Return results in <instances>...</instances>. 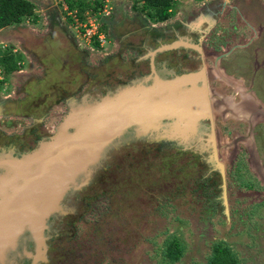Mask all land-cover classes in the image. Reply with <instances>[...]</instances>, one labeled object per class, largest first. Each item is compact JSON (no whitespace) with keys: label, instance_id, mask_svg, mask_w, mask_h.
<instances>
[{"label":"rangeland","instance_id":"1","mask_svg":"<svg viewBox=\"0 0 264 264\" xmlns=\"http://www.w3.org/2000/svg\"><path fill=\"white\" fill-rule=\"evenodd\" d=\"M30 1L34 5L35 17L24 19L20 25L1 31L2 50L9 51L12 48L20 52L23 48H35L46 58L53 55L58 58L64 54L72 55L73 49L69 45L66 46L64 36L58 31H54V41L48 46L42 43L46 37L44 36L47 30L46 15L51 13H55L60 20L66 19L73 36L76 35L78 43L85 45V49L92 54V59L106 53L108 49L115 48V45L106 43V46L99 49L87 44L80 27L84 22L72 24L67 20V16L72 17L73 14L64 9L66 6L63 0ZM74 1H80L84 6H92L98 0ZM117 1L119 9L121 7L126 9L129 16L137 13L133 9V0ZM234 1L220 2H223L224 6L234 5ZM243 3L248 6L246 9H249L250 13L259 16V18L250 16V22L256 27L264 26V0H243ZM113 5L110 0H105L101 7L110 13ZM180 6L182 3L175 1L172 10L177 11ZM225 13L228 14L227 11ZM101 17L102 14L97 16L88 14L86 20H91L94 27H97L101 26ZM228 20L230 25H239L235 24L237 20L233 15H230ZM126 28L135 30L133 24L129 26V22L123 30ZM224 32L231 34L232 30ZM249 35L248 33L245 39ZM233 41L235 40L227 44L222 43L221 52L231 47ZM255 45H252V49H256L257 61L261 65L264 60V44L256 42ZM248 52L250 49H236L229 56L228 59H234V63L238 62L230 67L229 75L234 79L242 81V78L249 74V59L244 58L249 55ZM53 64L55 69L60 68V62L56 61ZM28 67L25 64L18 70L27 71ZM16 73L17 71L6 77L7 89L4 91L0 89L3 94L12 91L13 87L10 84H16L21 78L18 76L22 75ZM1 74L0 68V77ZM58 76V72L51 74V78ZM245 81L246 86H251L249 85L251 81L248 82L247 79ZM215 84L216 86L221 84L222 90L219 93L230 99V86L222 82ZM209 85L211 87L210 83ZM253 85L254 90L264 100V70L256 73ZM239 97L240 93L235 99L231 98V105L239 104L241 102ZM226 116L222 123L228 119L237 121V118H231V114ZM244 128L246 126L240 123L233 128L231 134L226 130L223 132L222 127L220 128L222 133L219 135V144H223L224 149L221 158L226 169L227 194L230 197L228 217L224 213V207L222 209L219 202L211 199L216 193L212 189H202L207 183L202 178L204 175H199L197 164L191 162L193 156H190V153L179 155L165 146L155 154L151 150L153 148L151 145L131 142L119 148L118 152L114 150V153L113 151L109 153L108 160L103 163L105 169L97 171L91 184L76 194L77 201L69 199L66 205L75 208V214L65 216L61 223H51L48 233L50 239L47 242L49 264H165L162 255L170 242H176L183 250L176 264H208L212 248L218 243H222L223 247L228 246L239 264H264V184L257 180L252 171L251 153L248 148L246 149L247 145L233 140L237 133L243 134ZM237 149L238 153L233 159ZM257 149L264 169V139L258 140ZM195 158L198 159L199 156ZM201 168L203 172L204 167ZM183 169L189 170V175H185L186 179L182 180L179 176ZM246 184H249L247 185L249 187L245 189Z\"/></svg>","mask_w":264,"mask_h":264},{"label":"flooded vegetation","instance_id":"2","mask_svg":"<svg viewBox=\"0 0 264 264\" xmlns=\"http://www.w3.org/2000/svg\"><path fill=\"white\" fill-rule=\"evenodd\" d=\"M177 1H180L182 6L178 7L177 11L176 9L169 10L171 13L175 12L174 15L165 21L156 20L151 21V23L149 21V24L143 14L132 13V16H129L126 9L122 7L119 9L118 1H112L114 5L110 8V13L101 8L102 13L98 12V15L102 14L100 22L104 30V45H115V48L113 50L108 49L106 53L102 54L103 56L99 55L95 59L91 58L92 54L85 49L84 45L78 43L77 36H73L66 19L60 20L55 13L47 14V30L44 34L46 37L42 43L48 46L50 42L54 41V31H58L59 34L64 36L66 46L69 45L73 49V54L60 55L61 58L55 55L46 58L41 52H37L35 48H23L20 52L11 48V55L17 60V66L20 68V66L26 64L29 67L27 71L26 69L17 71L16 75L22 76H18L21 78L16 84H10L13 87L12 91L5 94L0 91V155L11 154L14 157H20L35 149L40 142L46 140L55 132L58 123L68 112L70 106L78 103L83 97L97 99L99 96L114 91L117 86L134 78L149 75L151 72H156L162 78L172 80L175 77L204 68L212 107L218 160L224 167L221 158L224 149L223 144H219V135L225 130L228 134H231L233 128L242 123L246 126L242 132L243 134L237 133L234 135L233 140L247 145L245 147L248 148L249 153H251L249 142H252L255 155L263 168L257 147L258 140L264 139V115L260 117L259 113L255 112V108L263 112L264 100L252 87L254 86L256 73L264 70V60L260 65V62L257 61L256 49H252V45H255L256 42L260 45L264 44V26L259 25L256 27L255 24L250 22V16L259 18L258 14L250 13L249 9H246L248 6L246 7L243 0H235L234 5L224 6H222L223 2H220L221 0ZM226 11L228 14H224ZM69 14L71 13L69 12ZM177 14L180 17L172 23ZM230 15H233V18L237 20L235 24L239 25H230L228 20ZM127 21L129 26L132 23L134 26L138 24L141 27L129 33L130 36L138 38L137 45L131 42L127 45L120 42L121 38L117 30L126 27L128 25ZM228 29L232 30L231 34H225L224 30L227 32ZM248 33L250 35L245 39ZM232 40L235 41H233L231 47L221 52L222 43L227 44ZM238 44L248 45L237 49H250V52H248L250 56H244L245 59H249V74L244 79L241 77L242 81L229 75L230 67L238 63H234V59H228L236 49L215 63L218 56ZM168 46L171 48L163 49ZM46 56L48 55L46 54ZM56 61L61 64L59 69H55V64H53ZM80 63H82L81 66H79ZM56 72L59 76L51 78V74ZM6 77L5 75L0 77V89L2 88L3 91L7 89L6 81L8 79ZM245 79L248 82L251 81L249 83L251 86L245 85ZM217 82L230 86V99L219 93L222 86L221 84L216 86L215 83ZM234 85L238 87L235 88ZM251 92L253 97L250 96ZM239 93L241 102L231 105V98L235 99L239 96ZM244 93L248 95L245 96ZM254 98L259 103L255 104ZM245 99H247L246 104H244ZM232 109L234 113L231 118L237 115V121L228 119L233 121L225 120L226 122L222 123ZM248 110H251L252 112L249 113L253 115L245 117ZM203 123L204 128L208 126L207 121ZM204 128L199 133V137L205 139L207 130H204ZM138 144L148 145L143 142ZM151 146L153 147L151 150L155 154H158L160 149L165 146L177 154L190 153V156H193L191 162L197 164L196 169L199 175H204L202 178L207 183L205 186L203 185L202 189H212L216 196L211 199L219 202L220 207L223 209L222 177L220 170L214 163L215 161H209L211 155L209 152L200 153L194 146L184 148L176 146L174 143L152 144ZM115 151L118 152V150ZM237 153L238 149L233 159L236 158ZM197 156H199L198 159L195 158ZM175 157L173 161H175ZM202 166L204 167L203 172H201ZM225 170L224 167L225 193L228 205L230 197L227 194ZM188 172L189 170L183 169L179 177L182 180L186 179L184 176L189 175ZM247 185L249 184H246L245 189L249 187ZM216 191H219L218 195ZM72 199L77 201V195ZM63 218L53 219L52 223H61ZM16 261L18 264L28 262L25 259H17Z\"/></svg>","mask_w":264,"mask_h":264},{"label":"water","instance_id":"3","mask_svg":"<svg viewBox=\"0 0 264 264\" xmlns=\"http://www.w3.org/2000/svg\"><path fill=\"white\" fill-rule=\"evenodd\" d=\"M247 45L233 46L215 63ZM262 111L255 108L260 117L264 108ZM246 112L248 117L253 115L251 110ZM203 128L207 130L205 139L199 137ZM214 136L204 68L172 80L151 72L97 99L83 97L35 149L20 157L0 155V264H16L17 259L49 264L47 242L53 219L74 215L75 208L66 205L69 199L88 187L97 171L105 169L103 163L110 152L131 142L174 143L209 152V161H215L220 170L228 217L224 167L217 158ZM249 144L252 170L264 184V169L253 143Z\"/></svg>","mask_w":264,"mask_h":264},{"label":"trees","instance_id":"4","mask_svg":"<svg viewBox=\"0 0 264 264\" xmlns=\"http://www.w3.org/2000/svg\"><path fill=\"white\" fill-rule=\"evenodd\" d=\"M104 0L94 2V5H86L80 1L63 0L68 12L72 13L80 22H84L85 15L88 13L91 16H97L101 11V6ZM176 0H133V9L137 13H141L151 21H165L172 16L169 10ZM139 7V8H138ZM34 5L30 0H0V30L20 25L24 19L34 18ZM68 20L74 23L73 17L68 16ZM34 22V20H33ZM100 32H103V27L100 26ZM93 46L98 48V43L93 42ZM10 51V52H9ZM2 50L0 48V68L2 75L8 76L15 71H18L17 60L11 55V50ZM218 243L213 246L211 255L208 259V264H239L235 254L228 246H221ZM183 254L182 248L176 242H170L163 252V260L165 264H176Z\"/></svg>","mask_w":264,"mask_h":264},{"label":"built area","instance_id":"5","mask_svg":"<svg viewBox=\"0 0 264 264\" xmlns=\"http://www.w3.org/2000/svg\"><path fill=\"white\" fill-rule=\"evenodd\" d=\"M106 8V6H104ZM87 15H85L84 24L81 27V31L84 33L83 36L86 38L87 44L93 45V42H97L98 46L102 47L104 45V34L100 32V26L94 27V22L87 21ZM73 17L74 23L78 22V19ZM96 21V19L94 20ZM80 22V21H79ZM82 23V22H80ZM88 28V29H87ZM83 45V44H82ZM85 46V45H84ZM89 47V46H88ZM90 48V47H89Z\"/></svg>","mask_w":264,"mask_h":264},{"label":"crops","instance_id":"6","mask_svg":"<svg viewBox=\"0 0 264 264\" xmlns=\"http://www.w3.org/2000/svg\"><path fill=\"white\" fill-rule=\"evenodd\" d=\"M117 1V0H116ZM180 15L179 14H177V15H175V17H174V21H175V19H177L178 17H179ZM146 17V16H145ZM130 18V17H129ZM146 20L148 21V24H149V21H150V23H151V20H149L147 17H146ZM172 20V21H173ZM132 24V23H131ZM8 28V27H7ZM125 27H123L122 29H119V30H117V32H118V35H119V37L121 38L120 39V42L121 43H123L124 42V44H128V43H136V45H137V43H138V38H136V37H132V36H130V31L131 30H127L128 28H126L125 30H123ZM134 28H135V30L136 29H139V28H141L138 24H135V26H134ZM4 29H6V28H4ZM4 29H2V30H0V33H1V31H3ZM121 31H123V32H121ZM122 33V34H121ZM132 39L131 41L129 40V39Z\"/></svg>","mask_w":264,"mask_h":264},{"label":"bare ground","instance_id":"7","mask_svg":"<svg viewBox=\"0 0 264 264\" xmlns=\"http://www.w3.org/2000/svg\"><path fill=\"white\" fill-rule=\"evenodd\" d=\"M246 103H247V99L244 100V104H246Z\"/></svg>","mask_w":264,"mask_h":264},{"label":"clouds","instance_id":"8","mask_svg":"<svg viewBox=\"0 0 264 264\" xmlns=\"http://www.w3.org/2000/svg\"><path fill=\"white\" fill-rule=\"evenodd\" d=\"M105 1V0H104ZM112 2V1H111ZM66 9V8H65ZM67 10V9H66ZM73 24V23H72Z\"/></svg>","mask_w":264,"mask_h":264}]
</instances>
